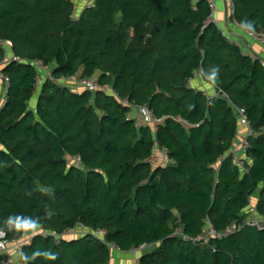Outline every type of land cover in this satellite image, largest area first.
<instances>
[{
	"label": "trees",
	"instance_id": "trees-1",
	"mask_svg": "<svg viewBox=\"0 0 264 264\" xmlns=\"http://www.w3.org/2000/svg\"><path fill=\"white\" fill-rule=\"evenodd\" d=\"M232 1L237 22L264 32V0ZM76 7L0 0V43H11L0 44L10 78L0 108V230L11 242L31 238L23 263L108 264L114 250L144 246L139 264H264V229L245 223L253 198L264 216V62L211 21L208 0H95L75 16ZM33 60L55 81L37 87ZM197 71L229 99L191 87ZM97 73L111 92L65 83ZM139 107L163 119L156 131L136 124ZM235 107L256 132L246 170L229 155ZM157 143L172 163L152 164ZM232 224L241 228L208 241L177 233L197 238Z\"/></svg>",
	"mask_w": 264,
	"mask_h": 264
},
{
	"label": "built area",
	"instance_id": "built-area-1",
	"mask_svg": "<svg viewBox=\"0 0 264 264\" xmlns=\"http://www.w3.org/2000/svg\"><path fill=\"white\" fill-rule=\"evenodd\" d=\"M94 1L95 0H87L85 6H93ZM208 3H209L210 8L212 10L211 21L214 22V16L213 15H214V12L216 11V2H215V0H208ZM234 11H235V6H234L233 1L231 0L230 12H231L232 16L234 15ZM235 23L237 25L241 26L244 29V31L248 34V36H250V37L254 38L255 40L260 41L262 43L264 42V32H257L255 30L251 29L250 27L237 22L236 20H235ZM0 44L4 45V46H10L11 45V43L8 41L2 42ZM8 59L13 60V61H18V62H22L24 60L20 56H16V55L7 56V60ZM32 63L38 69V74L36 75V86L37 87H40L41 84L46 80L55 81V78L51 72V68L49 66L45 65L43 63V61L33 60ZM195 75H201L204 78H207L203 71H197V72H195ZM9 81H10L9 76L7 74H5L4 72H2L0 69V108H2L7 101V95L6 94H7V88H8ZM74 82L76 83L75 85L81 90L96 91L99 88H102V89L107 90L109 92L112 91V89L109 85H101L98 82V78H95V77H74ZM220 94L223 95L225 98L229 99L226 94H224L220 89L217 88V94L216 95H220ZM124 102L126 104L128 103L126 100ZM235 109H236V113L238 115L239 124L245 128V132L240 137L235 138V140L233 142V146L229 152V155L232 156V160H233V163L235 165L239 166L242 170H246V168H247L246 163L248 160L247 151L250 147L249 139L251 136L255 135L256 132L253 130V128L251 126L250 120L248 118V115H247L245 109L239 108V107H235ZM139 110L141 113V117L135 118L137 125L152 123L155 126H157V124L159 122H162V120H163L162 118L155 117L153 112L151 110H149V108H147V107H139ZM130 115H131V113H130ZM180 120H182V119H180ZM164 152L167 154L166 149H164ZM220 159H222V157ZM149 160L153 161L152 155L149 158ZM74 162L78 168L83 169V164H82L81 158L79 156H77L75 158ZM245 223L248 225H251V226H255L259 230H263L264 229V216H261L258 213H256V215L253 217L249 216L245 220ZM240 228H241V225L232 224V225L228 226L223 232L222 231L220 232V231L215 230L211 225H209L208 228L204 231V233L202 235L198 236L197 238H191V237L187 236L186 234H184L182 232L181 228L178 229L177 233L182 235L184 240L208 241L209 239H211L213 237H222L223 235L233 233ZM74 232H75V229L69 231L70 234H72ZM102 233L103 232H97V234H99V235H101ZM30 239H31L30 237H25L23 239L14 240L11 242L7 238L6 231L0 230V254L6 253L10 249L11 246H14L16 248V250L18 251V253L20 254L23 245L28 243L30 241ZM143 247L144 246H141L139 248H135L132 250V252L134 253V256H135L134 264H139L138 252ZM118 250H120V249H118ZM17 264H24L23 261L21 260V258L19 259Z\"/></svg>",
	"mask_w": 264,
	"mask_h": 264
},
{
	"label": "crops",
	"instance_id": "crops-1",
	"mask_svg": "<svg viewBox=\"0 0 264 264\" xmlns=\"http://www.w3.org/2000/svg\"><path fill=\"white\" fill-rule=\"evenodd\" d=\"M195 2L199 0H194ZM216 2V11L214 12V22L220 27L224 35L231 41L238 44L244 53L249 54L254 58H259L264 62V42L255 40L254 38L248 36L244 29L235 23V19L230 12L231 0H215ZM99 74V73H98ZM190 86L203 91L207 96H214L217 94V87L214 85L208 78H204L201 75H195L189 80ZM66 85L70 88H75L74 77L66 79ZM75 85V86H74ZM78 88V87H77ZM37 98H33L31 106L34 107ZM131 115L135 118H140L141 113L139 108H134L131 111ZM152 124V123H150ZM154 130L156 131V126L152 124ZM245 128L239 124V131L237 138L243 135ZM164 147L160 146L158 143L153 149V161L151 160L154 166H165L172 163L173 161L169 158L168 154L164 152ZM83 230V229H82ZM75 229L76 233L86 232L89 229L84 228ZM42 231L38 227H33L31 233ZM74 232V233H75ZM6 263L8 264H17L20 257V254L14 246H11L10 249L2 254ZM135 256L131 251H118L114 250L112 252L111 260L108 264H134Z\"/></svg>",
	"mask_w": 264,
	"mask_h": 264
},
{
	"label": "rangeland",
	"instance_id": "rangeland-1",
	"mask_svg": "<svg viewBox=\"0 0 264 264\" xmlns=\"http://www.w3.org/2000/svg\"><path fill=\"white\" fill-rule=\"evenodd\" d=\"M86 1L87 0H76V15L75 16H77V14L80 12V10H81V8H83L85 5H86ZM98 73L95 75V78H98ZM78 77H79V75H78ZM62 84L64 83V81L63 82H61ZM65 83H66V80H65ZM74 84H76L75 82H74ZM256 199L255 198H253V200H252V202H251V205H250V212H249V215L248 216H250V217H253V216H255L256 215V213H257V211L255 210V207H256ZM73 235H75V234H73ZM67 236H72V235H70V234H68ZM135 260V259H134Z\"/></svg>",
	"mask_w": 264,
	"mask_h": 264
},
{
	"label": "water",
	"instance_id": "water-1",
	"mask_svg": "<svg viewBox=\"0 0 264 264\" xmlns=\"http://www.w3.org/2000/svg\"><path fill=\"white\" fill-rule=\"evenodd\" d=\"M72 20L75 21V20H77V18L76 17H72ZM169 23H170V21H169Z\"/></svg>",
	"mask_w": 264,
	"mask_h": 264
}]
</instances>
